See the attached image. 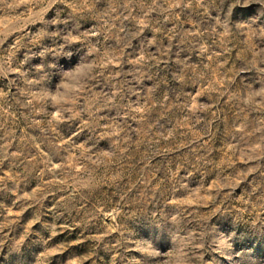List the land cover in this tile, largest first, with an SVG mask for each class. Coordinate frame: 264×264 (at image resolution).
<instances>
[{
  "label": "rangeland",
  "instance_id": "obj_1",
  "mask_svg": "<svg viewBox=\"0 0 264 264\" xmlns=\"http://www.w3.org/2000/svg\"><path fill=\"white\" fill-rule=\"evenodd\" d=\"M264 264V0H0V264Z\"/></svg>",
  "mask_w": 264,
  "mask_h": 264
},
{
  "label": "clouds",
  "instance_id": "obj_2",
  "mask_svg": "<svg viewBox=\"0 0 264 264\" xmlns=\"http://www.w3.org/2000/svg\"><path fill=\"white\" fill-rule=\"evenodd\" d=\"M165 264H168V261L167 260L165 261Z\"/></svg>",
  "mask_w": 264,
  "mask_h": 264
}]
</instances>
